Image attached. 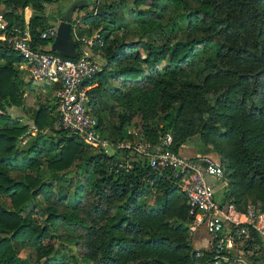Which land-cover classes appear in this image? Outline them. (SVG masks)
Listing matches in <instances>:
<instances>
[{"label": "trees", "instance_id": "1", "mask_svg": "<svg viewBox=\"0 0 264 264\" xmlns=\"http://www.w3.org/2000/svg\"><path fill=\"white\" fill-rule=\"evenodd\" d=\"M51 1L0 0V15L22 25L28 7L31 43L43 48ZM114 19L135 39L125 41ZM82 22L81 33L97 32L92 51L103 58L81 82L99 134L110 143L133 136L156 143L169 133L173 151L196 134L217 155L235 208L249 202L264 211V0H102ZM181 23L182 37L169 44ZM19 62L1 40L0 196L9 203L0 199V264H209L211 239L207 248L192 246L193 216L176 179L159 177L136 153L125 160L131 149L85 144L37 95L26 106ZM208 94H217L213 104ZM68 243L73 253L63 251ZM21 247L31 255L21 258Z\"/></svg>", "mask_w": 264, "mask_h": 264}, {"label": "built area", "instance_id": "2", "mask_svg": "<svg viewBox=\"0 0 264 264\" xmlns=\"http://www.w3.org/2000/svg\"><path fill=\"white\" fill-rule=\"evenodd\" d=\"M56 24L43 30L39 38L52 40ZM82 26L79 20L71 24L77 52L75 58L62 57L49 48L44 50L32 45L27 23L8 25L1 15L0 41H6L20 57L17 67L26 71L29 82L57 85L54 112L63 128L95 149H131L145 158L148 167L159 177L176 179L178 190L193 216L188 230L191 233L202 226L210 236L213 255L209 264H246L232 253V247L249 239L251 233L264 240V211L249 202L242 210H237L229 198L214 201V185L225 186L227 183L224 169L218 161L205 155L185 157L179 151L171 150L169 133L160 135L156 143L137 138L135 142L110 143L101 137L96 128V119L86 109V88L81 86V82L100 70L90 50L98 35L96 31L90 36L79 33ZM206 176L212 177L215 182H207ZM195 256H200V252L197 251Z\"/></svg>", "mask_w": 264, "mask_h": 264}, {"label": "rangeland", "instance_id": "3", "mask_svg": "<svg viewBox=\"0 0 264 264\" xmlns=\"http://www.w3.org/2000/svg\"><path fill=\"white\" fill-rule=\"evenodd\" d=\"M73 1H75V0H53V1H51V3H49V4H47L45 6V13L48 16H50L49 19H48L49 20L48 22L50 23V25L53 24L51 22L56 23L55 20L59 16L55 17V15L58 14V13H63V11L66 9V8L64 9V7L65 6L68 7V5H70ZM86 1H87V5L84 6V8H82L80 10H75L72 13V22L76 21V20H79V25H83L81 29H83L85 27L83 22H82L84 15H86V13H88L89 11L95 10L96 5L99 4V2L102 1V0H86ZM28 9L29 8L26 7V8L21 10L24 23L26 22L25 18L28 15ZM126 10L127 9H123L121 14H120L122 16L123 20L125 18L124 13H126ZM100 25H102V24H100ZM113 25L119 27L118 32H121L122 30L125 31V34H124V40L125 41H131V40L135 39V36L131 32L129 27H127V26H125V28L124 27H120L118 19H114L113 20ZM182 27H183V24L181 23L177 27V29L175 31H173L171 33H168V43L169 44L173 43L176 39H180L182 37V34H183V31H182L183 28ZM49 45H50V43L47 44L46 46H44L43 49L44 50L48 49ZM90 50L92 51V47H91ZM91 54H92V58L101 66V64L103 62V58L101 57L100 53L98 51H92ZM22 87L25 89L24 104L26 106H32V105L34 106L35 105V97L34 96L32 97L30 95L31 91H29V90H33L32 92L36 93L37 97L40 100H47V102H49V104L54 105V93L50 90V84L47 85V84L43 83L42 81H38V82H36L35 85H32V84L30 85L29 84V86L27 85L25 87V85H24ZM216 95L217 94H208L206 96V99H207L209 104H213V100L216 97ZM86 109H87L88 113H90V106L89 105H86ZM6 111L8 112L9 116L17 118L20 123L29 124L28 118L26 117L25 114L22 113V111L19 108L9 107V108H7ZM129 131L131 133H133V135H134L133 125H131L129 127ZM45 133H49L48 130H45ZM193 137H194V139H197L198 136L194 134ZM135 140H136V137H133V139H131L130 142H132V141L135 142ZM118 153L121 155V152H118ZM134 153L135 152H133L131 150L130 153L127 154V156H124V159L128 160V159L136 158L135 157L136 155ZM41 171H42V174L47 175V169L45 168L44 161L41 164ZM57 183H59L62 187H65L68 184V181H65L64 179H61V180H58ZM57 188H58V186H56V184L53 185L52 192L54 194L57 193ZM224 192H225V189L216 190L213 193L214 201H219L220 197L223 196ZM146 196H148V195H146ZM0 199L3 202H5V204L9 203L8 202V198L6 196H0ZM37 221H38L39 224L44 225L41 218H37ZM65 233H70V232L66 229ZM63 251L66 252V253H73V243L66 244L65 248L63 249ZM18 255L21 258H24L26 255H31V250L29 248H27V247H21L18 250Z\"/></svg>", "mask_w": 264, "mask_h": 264}, {"label": "crops", "instance_id": "4", "mask_svg": "<svg viewBox=\"0 0 264 264\" xmlns=\"http://www.w3.org/2000/svg\"><path fill=\"white\" fill-rule=\"evenodd\" d=\"M67 6L64 7V9ZM3 8V5L0 4V10ZM31 14V10L28 9V15L25 18V23H27V20L29 18ZM58 18L55 20V22L57 23ZM54 23V22H51ZM82 29L80 28V30L78 31L79 33H81ZM92 52V51H91ZM18 72L21 75V78L24 82L25 87L29 84L31 85H35L36 83H31L28 81V76L26 71H24L21 68H18L16 66ZM48 85V84H47ZM57 88L56 84L50 85V90L54 93L55 89ZM30 95L33 97L36 95V93L32 92L33 90H29ZM101 98V97H99ZM132 131V130H131ZM196 135V134H195ZM194 135L188 137L179 147V152L185 156V157H196V156H200V155H205L208 156L209 158L218 161V157L217 155L211 151L210 149L204 147L199 139V137H197V139H194L193 137ZM198 136V135H197ZM134 137V136H133ZM132 137V139H133ZM205 180L209 183L215 182L214 179L212 177L206 176ZM223 186H219V185H214V189L216 190H220L223 189ZM222 197V198H221ZM220 200H224L226 198H228L226 195L221 196ZM251 234L249 239L243 240L242 243H237L232 247V253L235 254V256H239L246 264H264V240L260 239L258 236ZM210 241V236L207 233V231L205 229H203L202 226H200V228L198 230H196L193 234H192V240H191V244L194 248H199V247H203V248H207L208 247V243Z\"/></svg>", "mask_w": 264, "mask_h": 264}, {"label": "water", "instance_id": "5", "mask_svg": "<svg viewBox=\"0 0 264 264\" xmlns=\"http://www.w3.org/2000/svg\"><path fill=\"white\" fill-rule=\"evenodd\" d=\"M87 5L86 0H75L73 1L63 13L58 17L56 24V30L53 39L50 42L49 50L56 52L62 57L75 58L77 55L75 49V42L71 34V24H72V13L75 10H80ZM102 11L100 5L97 6V13ZM259 60L261 67L259 73L264 74V60L261 55H259Z\"/></svg>", "mask_w": 264, "mask_h": 264}]
</instances>
